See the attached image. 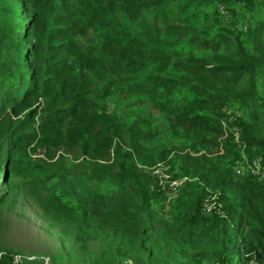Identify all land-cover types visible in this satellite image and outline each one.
<instances>
[{"label":"trees","instance_id":"obj_1","mask_svg":"<svg viewBox=\"0 0 264 264\" xmlns=\"http://www.w3.org/2000/svg\"><path fill=\"white\" fill-rule=\"evenodd\" d=\"M2 8L0 264H264V0ZM140 161L188 177L167 209ZM21 196L50 262L2 241Z\"/></svg>","mask_w":264,"mask_h":264},{"label":"rangeland","instance_id":"obj_2","mask_svg":"<svg viewBox=\"0 0 264 264\" xmlns=\"http://www.w3.org/2000/svg\"><path fill=\"white\" fill-rule=\"evenodd\" d=\"M173 4L174 10H177L181 6L182 1H175ZM0 12L5 17H10L5 8H2ZM225 136L226 134L223 137ZM34 156L42 157L43 150L35 151ZM85 158L89 159L90 157L85 156ZM109 164L112 165V160H110ZM137 167L153 178L151 191L157 194L160 200H164V205L167 209L170 201L175 198L178 191L173 192L169 183L174 179L181 178L177 175L176 168L167 165L166 161H158L152 165H147L140 161V163H137ZM213 199H215L214 194L211 196L210 201H213ZM3 218L2 241L5 246L18 249L24 252L27 257L42 255L48 262H50L49 257L52 253L60 249L55 238L49 232L50 230L42 224L40 212L25 197H20L15 210H5Z\"/></svg>","mask_w":264,"mask_h":264},{"label":"built area","instance_id":"obj_3","mask_svg":"<svg viewBox=\"0 0 264 264\" xmlns=\"http://www.w3.org/2000/svg\"><path fill=\"white\" fill-rule=\"evenodd\" d=\"M245 165H241L238 169L237 172L241 173L244 170H249L252 175L260 177L262 179H264V165L262 164L261 158L260 157H256L254 158L251 162H244ZM187 179V177H181L179 179H174L172 181H170L169 186L172 189L173 192H176L179 188V186ZM212 195H208L202 205V210L204 212H210L213 209H217L220 211V203L216 202V196L215 199H213V201H210ZM251 264H261L258 262H251Z\"/></svg>","mask_w":264,"mask_h":264}]
</instances>
